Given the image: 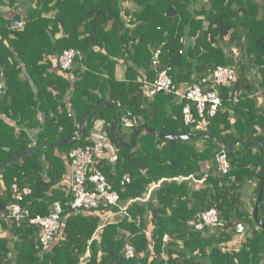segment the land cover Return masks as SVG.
Wrapping results in <instances>:
<instances>
[{
	"label": "trees",
	"instance_id": "trees-1",
	"mask_svg": "<svg viewBox=\"0 0 264 264\" xmlns=\"http://www.w3.org/2000/svg\"><path fill=\"white\" fill-rule=\"evenodd\" d=\"M20 20L24 26L12 29ZM70 49L79 56L63 71L58 59ZM118 66L124 68L121 80ZM218 66L235 69L238 78L230 88H217L222 107L194 127L183 123L184 101L148 97L141 89L142 80L153 82L166 70L181 91ZM253 71L259 79L250 78ZM0 77V165L85 125L78 140L32 151L0 170V264H264V230L242 200L255 183L253 210L263 164L261 146L242 144L264 143V105L254 97L264 91V0H0ZM237 91L243 95L232 101ZM123 118L136 119L129 134ZM98 122L113 154L96 168L126 215L106 206L72 211L61 183L69 153L94 145L90 132ZM142 125L174 137L208 133L240 146L224 150L229 170L222 173L216 162L222 149L207 139L166 142L142 131L133 147H123ZM125 175L129 182L122 185ZM12 184L30 189L22 205L31 215L48 216L54 202L61 204V227L49 248L39 245L37 227L5 220ZM154 186L147 201H132ZM211 208L222 227L187 226ZM108 216L116 221L102 223ZM258 219L264 224V193ZM238 223L246 236L234 250L227 244ZM128 243L135 250L131 259L124 253Z\"/></svg>",
	"mask_w": 264,
	"mask_h": 264
},
{
	"label": "built area",
	"instance_id": "built-area-1",
	"mask_svg": "<svg viewBox=\"0 0 264 264\" xmlns=\"http://www.w3.org/2000/svg\"><path fill=\"white\" fill-rule=\"evenodd\" d=\"M24 26L22 21H15L12 29H21ZM79 52L70 49L65 50L59 57L58 63L63 71L71 69ZM238 73L228 66H218L211 70L208 76L198 84L184 86L177 90L167 71H161L153 82L142 80V92L145 96L153 97L158 94L175 95L180 102L185 104L182 108V119L186 126L194 127L199 120L207 117H214L222 107V99L217 88H230L236 81ZM4 93V84L0 77V96ZM242 91H237L232 101H236ZM122 125L127 129H132L136 125L135 118H123ZM102 132V123L97 125ZM102 134H104L102 132ZM101 156V149L97 145H86L73 149L68 157L70 160V175L66 184L67 191L71 197L69 207L72 211L77 210H97L100 206L119 208L120 215H126V207H119V195L114 190L112 184L105 175L96 168V163ZM219 170L226 173L229 170V163L226 154L222 150L216 157ZM129 182V176L125 175L121 184ZM30 194V189H19L17 184L11 186V202L6 207L5 220L20 223L26 221L29 225L39 229L38 242L43 249L49 248L55 241L60 227L62 206L59 202H54L48 216L31 215L23 207L24 196ZM187 226L195 231H204L205 228H220L223 221L215 208L197 214L187 221ZM236 234L243 235L245 226L238 223L235 226ZM168 240L164 236L163 242ZM124 253L127 259L135 256V250L130 244L124 246Z\"/></svg>",
	"mask_w": 264,
	"mask_h": 264
},
{
	"label": "water",
	"instance_id": "water-1",
	"mask_svg": "<svg viewBox=\"0 0 264 264\" xmlns=\"http://www.w3.org/2000/svg\"><path fill=\"white\" fill-rule=\"evenodd\" d=\"M112 102L111 99H108L106 101H104L101 105L96 106L87 116L86 121L90 120V118L95 114V112L99 109V107L103 106L104 104L110 103ZM115 124L116 122H114V124L111 126L110 129V138L112 139V141L114 142V128H115ZM85 130V125H83L81 127V129L77 132L72 134L71 136L64 138L62 140H59L55 143H51L48 145H43L41 147H32L31 149L24 151L14 157H12L11 159H9L6 163H4L3 165H0V170L5 169L6 167L9 166V164H11L12 162L18 160L21 156L29 154L32 151H37V150H43L46 149L48 147H52V146H57V145H61V144H65V143H71L73 141L78 140L79 138H81L83 132ZM142 131H146L148 133H151L155 136H157L159 139L166 141V142H171L173 140H179V141H198L201 139H207L212 141L214 144H216L220 149L225 150V151H233L235 150L238 146H240V144L238 143H233L230 145H225L222 144L221 141L215 137L212 134H208V133H203V132H198V133H192V134H187V135H181V136H172V135H168L165 133H157L154 129L148 128L146 125H142L140 126L135 134L132 136L130 143H125L122 142L121 145L123 147H133L135 144V139L138 137V135L142 132ZM242 146H261L263 151H264V143L260 142V141H254V142H249V143H244L242 144ZM264 193V154H263V164H262V171H261V178H260V184H259V188H258V194H257V199L255 201L254 204V208L252 210V218L254 223L257 225V227H259L260 229L264 230V224L261 223L258 219V210L260 207V203H261V199Z\"/></svg>",
	"mask_w": 264,
	"mask_h": 264
},
{
	"label": "crops",
	"instance_id": "crops-1",
	"mask_svg": "<svg viewBox=\"0 0 264 264\" xmlns=\"http://www.w3.org/2000/svg\"><path fill=\"white\" fill-rule=\"evenodd\" d=\"M5 12L11 13L12 11L10 9H8ZM123 75H124V68L121 67V66H118L117 69H116V78L118 80H121L123 78ZM250 78L251 79H253V78L259 79V75L256 73V71H253L252 74L250 75ZM258 82L259 81L257 80L255 82V84L258 83ZM235 95H237V94H234V96ZM242 95H243V92L241 93V95L239 97H241ZM254 97L256 98L258 103L261 104V106L264 105V91L262 89L257 90L256 93L254 94ZM175 98H176V103H179V99L177 97H175ZM238 98H237V100H238ZM91 141L95 145H97V147L99 149H101V156H100L99 159H104V158L110 159L109 156L113 154V150H112L113 146H112V142L109 141V139L105 136V134H102V135L95 134V136H93V138H91ZM56 155H57V153H56ZM69 173H70L69 166H67L66 173L64 174V177H63V179L61 181V183H63V185H66L63 181L64 180H68L69 175H70ZM193 181H194V183L196 182V183L200 184L203 180H193ZM155 187L156 186L151 187L149 189L148 193L144 196L143 199L142 198H138V199H135V200H132V201H139V202L141 201V203L147 201L150 198L151 191ZM254 188H255V183H253V182L249 183L247 185V189L245 190V193L242 196V200L244 202V205L249 211H252V209L250 208V204H251L252 201H254V196H253ZM127 204L129 205V203H127ZM115 221H116L115 216H108L107 218H105L103 220L102 223L107 224V223L115 222ZM2 235L5 236V233L1 231V227H0V237ZM147 235H149V233H147ZM245 236H246L245 234L244 235L236 234V236L233 237V239L227 244V246L230 249L238 250L241 247V244L244 241ZM88 256L89 255L87 253L85 257L87 258Z\"/></svg>",
	"mask_w": 264,
	"mask_h": 264
},
{
	"label": "rangeland",
	"instance_id": "rangeland-1",
	"mask_svg": "<svg viewBox=\"0 0 264 264\" xmlns=\"http://www.w3.org/2000/svg\"><path fill=\"white\" fill-rule=\"evenodd\" d=\"M21 21V20H20ZM98 125V123H95L94 124V127H93V129L91 130V132H90V138H93V136H95V134H97V135H102V132L100 131V128L97 126ZM123 129V131L126 133V134H129V133H131L132 132V130L131 129H124V128H122ZM95 145V144H94ZM263 263H264V256H263Z\"/></svg>",
	"mask_w": 264,
	"mask_h": 264
}]
</instances>
